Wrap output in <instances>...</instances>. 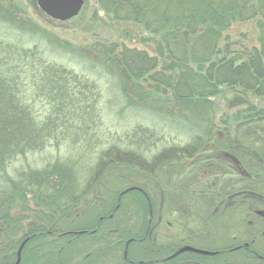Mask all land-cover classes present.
I'll list each match as a JSON object with an SVG mask.
<instances>
[{
  "label": "trees",
  "instance_id": "1",
  "mask_svg": "<svg viewBox=\"0 0 264 264\" xmlns=\"http://www.w3.org/2000/svg\"><path fill=\"white\" fill-rule=\"evenodd\" d=\"M97 3L158 38L171 67L144 50L75 47L24 19L23 5L0 4L1 22L40 36L17 48L0 40V264H193L198 253L182 249L224 225L220 213L235 225L209 255L264 264V104H241L222 131L215 105L225 88L264 100V0ZM257 18L260 49L242 60L220 48ZM126 110L164 116V129L123 120ZM53 148L67 156L28 162ZM253 241L251 251L243 242Z\"/></svg>",
  "mask_w": 264,
  "mask_h": 264
},
{
  "label": "rangeland",
  "instance_id": "2",
  "mask_svg": "<svg viewBox=\"0 0 264 264\" xmlns=\"http://www.w3.org/2000/svg\"><path fill=\"white\" fill-rule=\"evenodd\" d=\"M34 1L36 3V0ZM8 3L17 6L23 5L27 12V15H21L24 19H30L34 21V23L38 24L42 28H46L47 30L55 34V36H57L58 38L67 40L70 43L74 44L75 47L94 48L96 45L100 46L104 44L103 46H101L102 48H117V46H124L130 49L144 50L147 51L151 57L156 56L158 60L159 70L165 68L170 69L171 67V63L167 60L163 49H161L162 46L160 45L158 38H149L148 35L142 33L139 26L133 23H116L112 21L110 16L100 11L97 0H85V5L78 17H76L77 19L74 18L75 20L72 19L73 21H68L69 23H62L54 20L49 21V19L47 18H41L39 15L41 11L38 9V12H36L32 8H30L28 0H0V4L2 5ZM259 20L260 18H257L249 22L235 24L225 34V37L220 43V48H230L229 51L231 53H237L239 57L242 56V60H246L247 55L253 49L261 48ZM38 38H40V36L30 35L28 33L16 30L11 22L6 23L0 21V40L4 43L5 46L17 48L25 44L30 39ZM41 44L43 48H54L47 46L46 40H42ZM120 49L121 48H119L118 52L120 51ZM113 84L114 83L111 82L109 86L110 94L113 95V97L118 101H121L122 99L120 93L113 89ZM246 102L258 108H262L264 104V100H256L249 93L242 90L231 88L222 89L219 96L215 98L217 116L216 120L218 125L217 129L221 131L224 130L225 127L220 123L224 121L225 118L227 119L231 117L236 111L245 110L246 108L243 107L241 109L240 105ZM134 115L135 117L137 115L136 119H134ZM123 118V120H125V118H128L134 121L149 120L152 123L154 129L157 131L164 129L163 126L165 125V121L163 120L164 116H159L158 114L154 113L151 114L147 112L146 114L141 111L137 112L136 110H126ZM108 120L111 122V124L114 123L112 118H109ZM115 120L117 122L119 121L118 118H115ZM120 120H122V118ZM108 129L109 131H111V133H115L110 130V128ZM122 130L124 131V129ZM66 156L67 155L64 148H62L60 151H57L53 148L47 150L43 155H35L29 158L28 162H30V165L36 168H42L47 164L55 161L56 159L64 158ZM21 165L22 163L17 164V166ZM11 173L13 174H11V177L15 178L14 169L11 170ZM30 208V211H25L27 224L36 220V214L34 213L35 206L31 204ZM255 208L258 209L257 211H261L262 214H264V208L258 206ZM260 209H262L263 211ZM226 216L227 214L223 213L215 216L214 220L224 221V223H222L224 225H218L217 228L212 231L211 235L206 233H202L201 235L199 233L201 237L193 239V247L196 248L195 250L210 253V251L221 249L220 247L222 245H226L228 238L226 233L224 232L228 229H231L235 225V220L233 218L226 220ZM252 217L253 216H251V218ZM245 220L246 224H248V221H251V219ZM200 230L202 232L204 231V229ZM255 246L259 250L264 251V245H262L261 243L257 242ZM198 254L194 257L196 262H192L193 264H236L238 261L237 259L239 258L232 256H213L202 253ZM156 257L159 256H154L152 258ZM171 262H169V264H176L174 262ZM251 263L262 264V262L258 260H256L255 262V259L251 260Z\"/></svg>",
  "mask_w": 264,
  "mask_h": 264
},
{
  "label": "water",
  "instance_id": "3",
  "mask_svg": "<svg viewBox=\"0 0 264 264\" xmlns=\"http://www.w3.org/2000/svg\"><path fill=\"white\" fill-rule=\"evenodd\" d=\"M36 3L47 17L65 23L78 17L85 5V0H36ZM184 252L209 254V252L195 250L191 247L182 249L181 253Z\"/></svg>",
  "mask_w": 264,
  "mask_h": 264
},
{
  "label": "flooded vegetation",
  "instance_id": "4",
  "mask_svg": "<svg viewBox=\"0 0 264 264\" xmlns=\"http://www.w3.org/2000/svg\"><path fill=\"white\" fill-rule=\"evenodd\" d=\"M236 162V161H235ZM236 163H238V162H236ZM255 214H257V217L259 218V216H261V217H263L264 218V214H262V212L261 211H256V213ZM249 225H251L252 227H253V225H257V224H254L253 222H249L248 223ZM243 243H245V244H247L246 246H249V245H252L251 246V251H252V247L255 245V242L253 241V243L252 244H248V243H246V242H243ZM253 255V254H252Z\"/></svg>",
  "mask_w": 264,
  "mask_h": 264
}]
</instances>
